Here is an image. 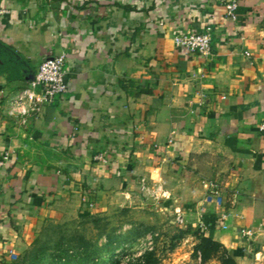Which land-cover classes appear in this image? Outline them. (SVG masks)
I'll list each match as a JSON object with an SVG mask.
<instances>
[{"label":"crops","instance_id":"0c3cea01","mask_svg":"<svg viewBox=\"0 0 264 264\" xmlns=\"http://www.w3.org/2000/svg\"><path fill=\"white\" fill-rule=\"evenodd\" d=\"M231 1L0 0V264L49 222L146 206L175 219L198 264H221L194 255L201 237L264 264V0H236L235 19ZM206 28L211 55L175 44ZM59 54L65 95L10 117L9 98Z\"/></svg>","mask_w":264,"mask_h":264},{"label":"rangeland","instance_id":"374dc122","mask_svg":"<svg viewBox=\"0 0 264 264\" xmlns=\"http://www.w3.org/2000/svg\"><path fill=\"white\" fill-rule=\"evenodd\" d=\"M172 219L165 212L146 206L133 210L116 209L108 215H78L59 225L49 222L30 244L20 263L30 264L37 250L40 264H57L55 255L69 247L73 251H102L104 254V251L111 250L106 241L112 236L116 245L123 244L118 252L128 251L139 256L144 251L154 250L159 264H198L199 255L192 257V241L183 237L182 228ZM102 259L97 264H113L109 254H106L104 263ZM114 259L123 260L121 264L127 263L122 253Z\"/></svg>","mask_w":264,"mask_h":264},{"label":"built area","instance_id":"2783aa9c","mask_svg":"<svg viewBox=\"0 0 264 264\" xmlns=\"http://www.w3.org/2000/svg\"><path fill=\"white\" fill-rule=\"evenodd\" d=\"M237 8L238 2L236 0L229 2L227 4L228 16L233 19L237 18ZM174 41L178 48L187 53L204 56L212 54V34L210 28L202 31L177 33L174 36ZM245 54L250 55L249 51H246ZM67 91L66 55L59 54L53 57H45L39 63L28 85L18 90L9 98L6 113L10 117L21 119L25 123L30 115L34 113L39 114L46 105L62 97ZM259 131L264 132V122L259 125ZM172 141L173 139L170 138V142ZM97 159H103V157L99 155ZM5 164L6 158L0 157V167H3ZM211 186L217 192V185L212 184ZM142 189L147 190L145 181L142 182ZM221 218L222 228H229V225L226 223L228 213H223ZM177 222L180 224L184 223L183 217H177ZM261 228L264 229V222L259 226V229ZM237 232L247 240L255 236V231L250 228H241Z\"/></svg>","mask_w":264,"mask_h":264},{"label":"trees","instance_id":"16d2710c","mask_svg":"<svg viewBox=\"0 0 264 264\" xmlns=\"http://www.w3.org/2000/svg\"><path fill=\"white\" fill-rule=\"evenodd\" d=\"M97 221H99V219ZM115 240L116 239L112 236L108 237L106 243H108V248L112 251H104V254H102V251H73L69 247L68 250L63 248L61 251H58L59 253L55 255V260L57 261V264H72V262H77L76 264H97L101 258H103L101 262L105 261L104 258L106 254H109L113 264H121L123 260L114 258L119 253H122L123 259H126V264H159L154 250L144 251L139 256H134V254L128 253V251L118 252L117 250L119 248H123V244L118 246L115 244ZM26 251L18 255V257L13 260L11 264H23V262L20 263V261L24 259ZM37 251L34 253L35 255L33 256V260L30 264H40L41 258ZM198 253H200L204 262L215 255L219 258L221 264H238L234 257L228 253L226 248H224L220 243L207 237H201L200 243L195 246L194 255H198Z\"/></svg>","mask_w":264,"mask_h":264}]
</instances>
